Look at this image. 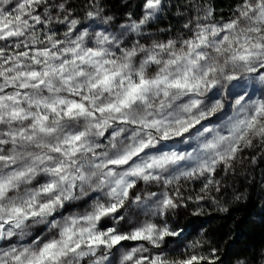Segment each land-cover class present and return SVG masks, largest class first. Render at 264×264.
<instances>
[{
  "label": "snow or ice",
  "instance_id": "6c2138e0",
  "mask_svg": "<svg viewBox=\"0 0 264 264\" xmlns=\"http://www.w3.org/2000/svg\"><path fill=\"white\" fill-rule=\"evenodd\" d=\"M12 3L0 0V264H216L200 240L163 249L184 233L173 214L218 203V170L264 148V0L220 20L189 0L188 35L150 43L164 0L118 27L88 0L95 28L69 0Z\"/></svg>",
  "mask_w": 264,
  "mask_h": 264
},
{
  "label": "rangeland",
  "instance_id": "374dc122",
  "mask_svg": "<svg viewBox=\"0 0 264 264\" xmlns=\"http://www.w3.org/2000/svg\"><path fill=\"white\" fill-rule=\"evenodd\" d=\"M197 3L204 5H211L213 8V4L209 0H196ZM15 0H13L12 7H14ZM164 9L162 13L159 14L158 18L153 21L150 25H148L145 29L146 32L152 33L150 39H142L141 43H150L151 39L156 40H166L168 38H175L177 35L183 33L188 35V33L184 30V24L187 23L189 17L193 14L189 8V0H164ZM0 7L9 8V5L0 4ZM131 12L134 18H138L137 15H134V11L137 9L136 6L131 7ZM234 8L228 13H223L222 11H218L215 8V18L217 20L228 19ZM75 14L81 19L82 24L87 26L91 24L93 28L100 23L97 20L95 23L85 18L84 12L75 9ZM103 15L114 17L111 25H115L118 27L119 24L123 23L122 16L117 15V13H111L110 11L104 10ZM175 18V22L171 18ZM161 22V26L156 29L155 26L158 22ZM103 27H109V25H103ZM63 26H60V31L62 32ZM109 30H115V28H110ZM164 30V31H161ZM177 147L183 150V146L176 145ZM241 160L238 161L234 165V170L229 171L227 173L224 172L223 169L218 170L216 178L221 181V189L219 192L213 191L212 196L215 197L218 203H213L211 199H207L205 201L200 202L199 205L188 202L187 208H180L173 214L172 218L169 219V223L174 226H178L184 229L183 236L179 238H172L168 241L167 245L163 249V251L169 253L170 255H179L180 250L184 248L186 245L191 243L194 240H200L203 244V247L199 249L203 254L210 255L212 250H215L213 244L209 239L204 237V227L202 223L195 221L191 224V226H187L184 220L185 212L189 214H193L195 216H205L210 213L220 212L225 213L228 211V206L233 202L240 199L245 198L247 194H249L250 189L252 187L257 188V195L263 201L261 203L260 211L264 209V148L257 147L252 149H246L241 154ZM253 158H255V162H253ZM201 183L192 181L185 183L183 185L184 195L195 196L199 193L201 188ZM140 187H144L140 185ZM152 189H157L156 187H152L148 190L152 191ZM159 189H157L158 191ZM87 207L86 203L80 202L76 205L70 206L66 211L65 215L71 212H82ZM221 208H226L227 211H221ZM27 242V241H25ZM133 246L132 242L126 243V248ZM176 249L175 252L172 250ZM118 255V254H117ZM214 259L216 264H264V250L260 251L258 254L249 255L244 258H238L233 260L232 262L224 261L221 256L217 254L215 250Z\"/></svg>",
  "mask_w": 264,
  "mask_h": 264
},
{
  "label": "trees",
  "instance_id": "16d2710c",
  "mask_svg": "<svg viewBox=\"0 0 264 264\" xmlns=\"http://www.w3.org/2000/svg\"><path fill=\"white\" fill-rule=\"evenodd\" d=\"M209 1L216 10L225 14L238 2V0ZM69 3L73 9L80 10L84 14L88 11V0H69ZM141 3L142 0H101L104 10L117 13L123 17V20L127 19V13L133 6L137 7L134 15L139 17ZM172 19L175 22V18ZM160 23L159 21L156 24V29L161 26ZM262 202L254 186L245 198L233 201L225 213L215 212L199 217L185 212V224L191 226L195 221L202 223L204 237L210 240L217 254L224 261L232 262L264 250V209L259 210Z\"/></svg>",
  "mask_w": 264,
  "mask_h": 264
}]
</instances>
